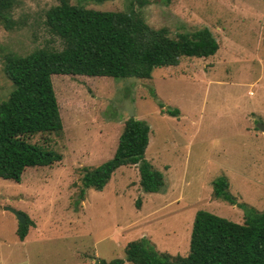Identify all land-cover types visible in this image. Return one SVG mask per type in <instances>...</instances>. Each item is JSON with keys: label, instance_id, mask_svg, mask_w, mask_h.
Instances as JSON below:
<instances>
[{"label": "rangeland", "instance_id": "rangeland-1", "mask_svg": "<svg viewBox=\"0 0 264 264\" xmlns=\"http://www.w3.org/2000/svg\"><path fill=\"white\" fill-rule=\"evenodd\" d=\"M130 2L70 0L114 12H127ZM56 4L18 0L14 29L0 24V101L12 90L3 73L6 53L62 48L44 24ZM141 14L171 38L207 28L218 51L155 69L150 79L52 76L62 132L29 141L61 154L62 161L27 168L20 183L0 179V264L109 262L124 258L127 243L142 237L160 252L186 256L197 211L239 224L246 211L239 205L264 211V132L257 128L264 126V0H149ZM161 104L179 115L163 113ZM131 117L150 127L144 159L161 172L163 190L144 193L138 167L123 166L102 191L88 189L80 200L85 171L114 156ZM220 177L235 204L213 197L212 183ZM4 207L31 220L23 241Z\"/></svg>", "mask_w": 264, "mask_h": 264}, {"label": "trees", "instance_id": "trees-1", "mask_svg": "<svg viewBox=\"0 0 264 264\" xmlns=\"http://www.w3.org/2000/svg\"><path fill=\"white\" fill-rule=\"evenodd\" d=\"M102 2L104 0H81ZM149 0H131L127 12L97 11L70 0H57L45 12L44 24L62 43L60 50L39 48L26 55L6 53L3 73L12 90L0 101V179L21 182L27 168L52 166L62 155L29 139L35 135L59 134L62 120L52 85V76H86L119 79H150L158 68L175 67L182 58H209L218 51V43L207 28L179 33L171 38L164 28L153 29L141 10ZM18 0H0V24L7 31L15 27L12 17ZM151 95L156 96L151 90ZM162 112L171 117L178 109ZM149 125L131 117L124 123L114 156L87 169L78 194L84 200L86 190L102 191L112 174L123 166H137L139 185L144 193H160L164 178L146 161ZM48 137V136H47ZM46 137V138H47ZM213 197L235 204L225 177L212 183ZM139 207L140 202L135 203ZM243 223H235L209 212H196L186 256L158 251L145 237L127 243L124 258L96 264H264V211L244 204ZM26 216V215H25ZM18 222L16 235L23 241L28 227Z\"/></svg>", "mask_w": 264, "mask_h": 264}, {"label": "water", "instance_id": "water-1", "mask_svg": "<svg viewBox=\"0 0 264 264\" xmlns=\"http://www.w3.org/2000/svg\"><path fill=\"white\" fill-rule=\"evenodd\" d=\"M259 130H261L262 132H264V126L263 124H258V127ZM4 210L7 211V212H10L12 213L16 220L21 223V224H25V221H26V216L24 214H22L21 212H18L16 211L15 209L11 208V207H4Z\"/></svg>", "mask_w": 264, "mask_h": 264}]
</instances>
